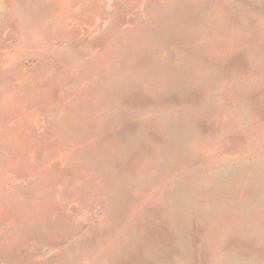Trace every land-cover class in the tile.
<instances>
[{
	"label": "rangeland",
	"instance_id": "rangeland-1",
	"mask_svg": "<svg viewBox=\"0 0 264 264\" xmlns=\"http://www.w3.org/2000/svg\"><path fill=\"white\" fill-rule=\"evenodd\" d=\"M0 4V264H173L165 249L186 244L202 194L264 171L260 158L223 155L186 170L188 122L202 109L213 120L183 82L184 21L173 23L186 0ZM211 74L203 67L202 81ZM151 186L175 208V229L156 201L141 204ZM247 259L217 262L264 264Z\"/></svg>",
	"mask_w": 264,
	"mask_h": 264
},
{
	"label": "bare ground",
	"instance_id": "bare-ground-1",
	"mask_svg": "<svg viewBox=\"0 0 264 264\" xmlns=\"http://www.w3.org/2000/svg\"><path fill=\"white\" fill-rule=\"evenodd\" d=\"M186 3L185 13L177 18L178 23H173L184 21L183 31L175 39L176 50L181 52L186 65L183 82L187 88L199 92L202 105L211 103L208 113L213 117L208 127L202 120L208 116L201 108L193 122H188L195 131L190 132L186 170H194L191 163H198L209 171L218 155L234 162L240 157L264 161V9L260 0H186ZM205 66L216 74L202 81ZM192 96L190 110L199 104L197 97ZM242 113L248 114V119H241ZM204 176L200 170L197 183H202ZM222 185L223 188L202 194L195 215L187 220L186 244L177 241L165 249L169 256L166 260L173 264H218L220 257L229 254L241 260H264V171L260 169L256 175H245L234 184ZM160 188L147 189L140 196L141 204L148 205L152 200L160 204L172 230L176 228V211L165 196H159ZM195 196L201 193L198 191ZM176 234V230L171 234L174 241ZM148 256L151 258L149 252Z\"/></svg>",
	"mask_w": 264,
	"mask_h": 264
}]
</instances>
